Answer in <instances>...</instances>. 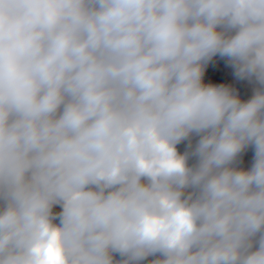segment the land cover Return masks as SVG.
<instances>
[{
    "label": "clouds",
    "instance_id": "1",
    "mask_svg": "<svg viewBox=\"0 0 264 264\" xmlns=\"http://www.w3.org/2000/svg\"><path fill=\"white\" fill-rule=\"evenodd\" d=\"M149 257L264 264V0H0V264Z\"/></svg>",
    "mask_w": 264,
    "mask_h": 264
},
{
    "label": "rangeland",
    "instance_id": "2",
    "mask_svg": "<svg viewBox=\"0 0 264 264\" xmlns=\"http://www.w3.org/2000/svg\"><path fill=\"white\" fill-rule=\"evenodd\" d=\"M203 82L205 84H225L228 86H231L234 88L237 93L239 94L241 100H244L247 94L251 91V89L254 87L251 83H249L246 80H238L234 75V69L227 63L226 58L222 60L220 65H218L213 72L207 76ZM187 141H184L177 145V147L181 146ZM254 157V149L249 147L244 153L241 155V163L240 167H243L245 169H248L251 167ZM62 209L59 206H56L53 211L58 213ZM116 259H119V256L115 257ZM154 259V257H149L147 260L143 262V264H150V261Z\"/></svg>",
    "mask_w": 264,
    "mask_h": 264
},
{
    "label": "trees",
    "instance_id": "3",
    "mask_svg": "<svg viewBox=\"0 0 264 264\" xmlns=\"http://www.w3.org/2000/svg\"><path fill=\"white\" fill-rule=\"evenodd\" d=\"M223 59H224V58H220V57L217 55L216 57H214V58L212 59V61H210V62L208 63V65H207L206 68H205V73H204L203 80H204L207 76H209V75L213 72V70H214L218 65H220V63L222 62ZM253 88H254V87H253ZM253 88H252L251 91L247 94V96L245 97L244 100H248V99L251 98V96L253 95ZM195 139H196V138L193 139V143H195ZM186 145H187V142H185V143L182 144L181 146L177 147L178 151L181 152V153H183V152L186 150ZM194 162H195L194 159H192V160L189 161L190 164H192V163H194ZM117 256H118V255H117Z\"/></svg>",
    "mask_w": 264,
    "mask_h": 264
}]
</instances>
